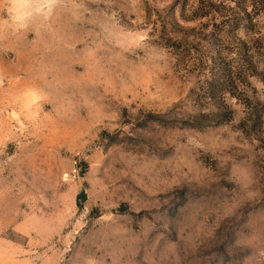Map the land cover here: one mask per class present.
<instances>
[{"label":"rangeland","instance_id":"1","mask_svg":"<svg viewBox=\"0 0 264 264\" xmlns=\"http://www.w3.org/2000/svg\"><path fill=\"white\" fill-rule=\"evenodd\" d=\"M0 264H264V0H0Z\"/></svg>","mask_w":264,"mask_h":264},{"label":"trees","instance_id":"2","mask_svg":"<svg viewBox=\"0 0 264 264\" xmlns=\"http://www.w3.org/2000/svg\"><path fill=\"white\" fill-rule=\"evenodd\" d=\"M227 79H223V77L221 76H219V79H216L213 83H212V85H216V84H218V83H222V82H225ZM220 115V114H219ZM209 116H211V115H208V114H199V115H197V116H195V117H193V120L191 121V120H186V123H187V125L188 126H194V125H197V123H201L204 119H206V118H208ZM215 116V115H214ZM217 116V115H216Z\"/></svg>","mask_w":264,"mask_h":264},{"label":"water","instance_id":"3","mask_svg":"<svg viewBox=\"0 0 264 264\" xmlns=\"http://www.w3.org/2000/svg\"><path fill=\"white\" fill-rule=\"evenodd\" d=\"M87 198H88V195H87L86 190L82 189L81 192L77 195L76 204L80 206L82 202L87 200Z\"/></svg>","mask_w":264,"mask_h":264}]
</instances>
